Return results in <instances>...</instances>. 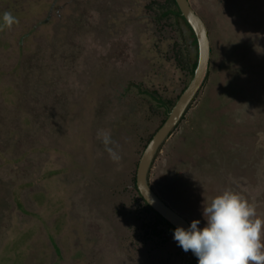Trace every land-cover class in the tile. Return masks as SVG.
Instances as JSON below:
<instances>
[{
    "label": "rangeland",
    "instance_id": "374dc122",
    "mask_svg": "<svg viewBox=\"0 0 264 264\" xmlns=\"http://www.w3.org/2000/svg\"><path fill=\"white\" fill-rule=\"evenodd\" d=\"M189 2L207 26L208 74L149 184L200 227L225 190L264 217V0ZM174 8L0 0V264H198L135 187L196 60Z\"/></svg>",
    "mask_w": 264,
    "mask_h": 264
},
{
    "label": "clouds",
    "instance_id": "9594fccd",
    "mask_svg": "<svg viewBox=\"0 0 264 264\" xmlns=\"http://www.w3.org/2000/svg\"><path fill=\"white\" fill-rule=\"evenodd\" d=\"M14 19L10 13L3 15L7 26ZM202 215L203 227L200 219H193L173 233L178 246L191 251L198 264H264V217L239 193L223 191L203 205Z\"/></svg>",
    "mask_w": 264,
    "mask_h": 264
},
{
    "label": "water",
    "instance_id": "95a60500",
    "mask_svg": "<svg viewBox=\"0 0 264 264\" xmlns=\"http://www.w3.org/2000/svg\"><path fill=\"white\" fill-rule=\"evenodd\" d=\"M175 3L194 33L196 39V66L189 83L170 108L163 123L144 147L136 167L135 187L146 204L174 228L177 226L187 228L190 222L169 206L151 187L148 180L149 169L155 155L181 121L187 108L200 90L207 77L210 63V40L204 20L193 9L189 0H175Z\"/></svg>",
    "mask_w": 264,
    "mask_h": 264
},
{
    "label": "trees",
    "instance_id": "16d2710c",
    "mask_svg": "<svg viewBox=\"0 0 264 264\" xmlns=\"http://www.w3.org/2000/svg\"><path fill=\"white\" fill-rule=\"evenodd\" d=\"M173 3H174V10H171L173 13H175L177 16L181 17V19L184 20L185 24L189 27V29L191 30L190 26L188 25V23L185 21V19L183 18V16L181 15L180 13V10L178 9L176 3H175V0H172ZM191 37H192V43L195 45V48H196V39H195V36H194V33L192 32L191 30ZM191 72H192V75H193V71H194V68L196 66V60L193 61L191 63ZM161 103V102H160ZM148 205V204H147ZM157 214V213H156ZM158 215V214H157ZM159 216V215H158ZM167 225H169L172 229H175L169 222H167L165 219H163L161 216H159Z\"/></svg>",
    "mask_w": 264,
    "mask_h": 264
}]
</instances>
